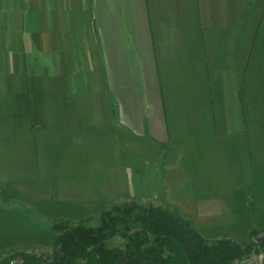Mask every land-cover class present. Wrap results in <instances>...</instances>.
<instances>
[{"label": "rangeland", "instance_id": "374dc122", "mask_svg": "<svg viewBox=\"0 0 264 264\" xmlns=\"http://www.w3.org/2000/svg\"><path fill=\"white\" fill-rule=\"evenodd\" d=\"M239 2L240 32L233 60L222 59L223 80L200 99L193 124L175 115L171 144L158 155L96 112L101 98H80L81 111L96 113L73 117L77 98L60 100L38 66L15 89L21 74L0 52V264H62L77 248L62 236L88 235L133 200L180 214L209 242L230 241L237 255L229 264H264L257 244L264 233V0ZM202 177L208 187H200ZM207 199L219 201L217 213L202 211ZM134 230L105 243L126 264Z\"/></svg>", "mask_w": 264, "mask_h": 264}, {"label": "crops", "instance_id": "0c3cea01", "mask_svg": "<svg viewBox=\"0 0 264 264\" xmlns=\"http://www.w3.org/2000/svg\"><path fill=\"white\" fill-rule=\"evenodd\" d=\"M239 1L0 0V52L21 74L13 77L15 89L35 75L27 68L38 66L37 76L55 82L60 100L77 98L73 117L111 115L158 155L171 144L175 115L193 124L200 99L224 76L222 59L233 60ZM82 97L101 98V108L81 111ZM56 141L65 140L56 134ZM202 204L205 214L220 210L217 199Z\"/></svg>", "mask_w": 264, "mask_h": 264}, {"label": "trees", "instance_id": "16d2710c", "mask_svg": "<svg viewBox=\"0 0 264 264\" xmlns=\"http://www.w3.org/2000/svg\"><path fill=\"white\" fill-rule=\"evenodd\" d=\"M104 219L107 222L88 235L75 238L72 230L61 237L75 241L77 247L62 264H126L113 251L116 246L105 247V243L115 238L122 242L114 233L123 234L131 228L135 232L126 245L132 255L127 258L129 264H229L237 255L230 241H207L189 220L157 203L133 200ZM257 244L264 250V233Z\"/></svg>", "mask_w": 264, "mask_h": 264}]
</instances>
